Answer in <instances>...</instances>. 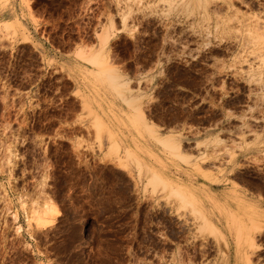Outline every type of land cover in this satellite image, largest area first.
<instances>
[{"label": "rangeland", "instance_id": "1", "mask_svg": "<svg viewBox=\"0 0 264 264\" xmlns=\"http://www.w3.org/2000/svg\"><path fill=\"white\" fill-rule=\"evenodd\" d=\"M263 23L264 0H0V264L233 263L246 229L264 264Z\"/></svg>", "mask_w": 264, "mask_h": 264}, {"label": "bare ground", "instance_id": "2", "mask_svg": "<svg viewBox=\"0 0 264 264\" xmlns=\"http://www.w3.org/2000/svg\"><path fill=\"white\" fill-rule=\"evenodd\" d=\"M238 17V16H237ZM252 20V19H251ZM245 23V22H244ZM264 24V23H263ZM246 26V25H245ZM251 26V25H250ZM244 27V26H243ZM246 28V27H245ZM259 28V27H258ZM257 28V29H258ZM259 31V30H258ZM260 33V32H259ZM263 33V32H262ZM247 34V33H246ZM263 36L262 34H260ZM246 36V35H245ZM258 40V39H256ZM261 58V57H260ZM214 163V162H213ZM217 166V165H216ZM179 180V179H178ZM177 180V181H178ZM182 180V179H181ZM191 183V182H190ZM194 184V183H193ZM181 186V185H180ZM192 186V185H191ZM202 191L199 189L188 187L186 189H173L170 193L171 197L173 198V203L176 205V208H183L186 209L188 205H190V208H193V211L196 212L198 215L202 213V211L198 208H196V204H200L203 202L202 197ZM173 205V206H175ZM212 206V205H211ZM211 208V207H210ZM216 209V208H215ZM219 209V208H218ZM211 211V210H210ZM214 211V210H213ZM241 212V209H240ZM239 212V213H240ZM242 214V213H241ZM228 215V213H227ZM258 215V214H257ZM201 216L204 218V215L201 214ZM246 216H249L246 214ZM251 216V215H250ZM262 217V215H260ZM259 216V217H260ZM230 217V216H227ZM241 217V216H240ZM247 218V217H246ZM253 218V217H252ZM251 218V219H252ZM232 219V218H231ZM261 219V218H260ZM202 223H203V219ZM216 220V219H214ZM246 220V219H245ZM253 220V219H252ZM206 222V221H205ZM216 222V221H215ZM251 222V221H250ZM254 222V221H253ZM207 224V223H206ZM217 224V222H216ZM225 224V223H224ZM211 225V224H210ZM212 226V225H211ZM243 226V225H242ZM210 227V226H209ZM214 227V226H213ZM218 227V225H217ZM225 228V227H224ZM252 228V226H251ZM255 228V227H254ZM206 229V228H205ZM221 229V227H220ZM259 229V228H258ZM216 230V229H215ZM252 230V229H251ZM250 229H246L245 235H244V252H234V262L231 261V251H226V255L221 256V262L219 264H261L258 259L260 257V254L258 252H254L256 242L254 237V230L253 232ZM226 231V230H225ZM237 231V230H236ZM222 232H224L222 230ZM226 232H224L225 234ZM227 235V234H226ZM227 238V236L225 237ZM227 240V239H226ZM228 243V242H227ZM229 248V246H227ZM225 253V252H224ZM223 253V254H224ZM255 256V257H254ZM253 257V258H252ZM256 258V260H253ZM252 262V263H251Z\"/></svg>", "mask_w": 264, "mask_h": 264}, {"label": "trees", "instance_id": "3", "mask_svg": "<svg viewBox=\"0 0 264 264\" xmlns=\"http://www.w3.org/2000/svg\"><path fill=\"white\" fill-rule=\"evenodd\" d=\"M152 118H153L154 120H156V117H155V115H153V116H152Z\"/></svg>", "mask_w": 264, "mask_h": 264}]
</instances>
